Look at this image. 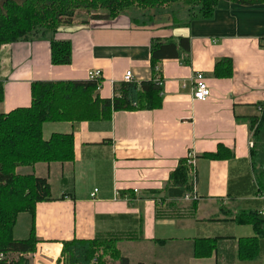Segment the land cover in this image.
Masks as SVG:
<instances>
[{"label":"crops","instance_id":"obj_1","mask_svg":"<svg viewBox=\"0 0 264 264\" xmlns=\"http://www.w3.org/2000/svg\"><path fill=\"white\" fill-rule=\"evenodd\" d=\"M263 36L264 4L219 0L208 19L173 9L150 17H75L53 33L2 45L0 113L29 106L32 82L88 80L93 69L100 70V98H112L130 71L134 81L157 83L161 99L158 108L115 111L108 120L43 123L44 140L72 135L73 159L18 169L45 178L50 198L33 214L17 215L13 238L26 239L33 227L46 264H57L62 242L74 238L112 240L127 264H264V226L254 257L244 259L239 242L254 230L234 219L264 207L248 127L264 103ZM180 38L188 53L152 70V41ZM51 40L70 43L69 63H51ZM195 72L210 91L204 101L192 96ZM189 154L194 197H172L170 173ZM202 240L214 242L210 255L195 254Z\"/></svg>","mask_w":264,"mask_h":264},{"label":"trees","instance_id":"obj_2","mask_svg":"<svg viewBox=\"0 0 264 264\" xmlns=\"http://www.w3.org/2000/svg\"><path fill=\"white\" fill-rule=\"evenodd\" d=\"M180 0H0V47L16 41L27 40L35 35L53 33L74 18L78 8L105 12L97 18H114L125 8L162 6ZM199 16H212L219 0H198ZM241 5L264 4V0H226ZM99 15V14H98ZM186 38L154 40L150 45L152 70L156 63L166 58H178L180 52L188 53ZM262 45L264 42L262 40ZM71 47L68 41H50L52 64L70 62ZM226 62V61H222ZM220 62V63H222ZM219 65V62L216 66ZM216 75H219L216 69ZM99 82L90 80L35 81L30 87V105L0 113V253L18 255L9 264H29L27 255L36 250L34 228L26 239H14L12 230L20 212L34 213L38 202L50 198V186L45 178L33 174H18L17 168L31 167L36 163L67 162L73 159L71 134H52L42 138L41 127L45 122L103 121L115 111L155 109L161 105L160 88L152 79L121 82L114 86L112 98L97 95ZM2 87L0 84V102ZM259 116L249 120L253 147L250 150L253 168H257L258 188L264 191V103L259 105ZM208 158L221 156L220 152L205 154ZM186 158H182L170 173L168 195L182 197L191 193ZM264 194V192H262ZM238 224L253 227L254 237L239 242L240 258L254 257L258 241L263 237L264 216L256 211H240L234 217ZM196 246V255H210L214 242L202 240ZM198 244V243H197ZM204 246L205 249H199ZM201 250H205L204 252ZM100 252V255L94 256ZM110 255L118 264H127L112 240L70 239L62 242L57 264H105L102 256ZM95 257V258H94ZM0 264H6L0 261ZM143 264V263H139Z\"/></svg>","mask_w":264,"mask_h":264},{"label":"rangeland","instance_id":"obj_3","mask_svg":"<svg viewBox=\"0 0 264 264\" xmlns=\"http://www.w3.org/2000/svg\"><path fill=\"white\" fill-rule=\"evenodd\" d=\"M199 1L198 0H180L176 3L169 4V5H162V6H154V7H146V8H139L135 5H131L127 8H125L124 13H130L132 15H138V16H146L150 17L154 15L155 13L162 12L163 10H179L185 14H188L189 18H192V16L196 17L199 16ZM75 17H80V19H98L97 16H104L105 12L103 10L94 11V10H86L83 8H78L74 11ZM99 14V15H98ZM73 18V19H74ZM21 168V167H20ZM17 168L16 172L18 174L19 171ZM101 253H95L94 256L100 255ZM102 255V254H101ZM18 255H11V259H17ZM95 258V257H94ZM101 259L105 261V264H118V260L112 258L110 255L102 256ZM62 264V263H60ZM91 264H97L95 259H92Z\"/></svg>","mask_w":264,"mask_h":264},{"label":"built area","instance_id":"obj_4","mask_svg":"<svg viewBox=\"0 0 264 264\" xmlns=\"http://www.w3.org/2000/svg\"><path fill=\"white\" fill-rule=\"evenodd\" d=\"M263 42H264V36L262 38ZM99 78H100V70L98 69H93V70H89L87 73V79L90 81H95V82H99ZM133 80L132 79V74L130 71H127L124 75V81L125 82H129ZM210 95V91L209 88L207 87L205 81H204V77L203 74L200 72H195L192 76V96L194 100H198V101H204L206 100ZM258 111H261V107H258ZM249 146L250 148L253 147V141L249 142ZM194 155L193 154H189L186 157V161H187V166H188V173L193 176L194 172H195V159H194ZM96 191V190H94ZM192 191L191 193L185 194V198H189V197H194L192 196ZM263 196L264 194L261 193ZM92 195H94L92 193ZM261 216H264V207L258 212ZM27 258H29L30 263L29 264H46L43 261V255H41V253H39V250H35V252L33 254L27 255ZM0 261H4L6 264H9L11 262V258L10 256L0 253Z\"/></svg>","mask_w":264,"mask_h":264},{"label":"bare ground","instance_id":"obj_5","mask_svg":"<svg viewBox=\"0 0 264 264\" xmlns=\"http://www.w3.org/2000/svg\"><path fill=\"white\" fill-rule=\"evenodd\" d=\"M43 250H44V249H43ZM45 251H46V250H45ZM47 251H48V250H47ZM52 251H53V252H50V251H49V252L51 253L52 256H55V255L57 254V251H58V250H56V249L53 248Z\"/></svg>","mask_w":264,"mask_h":264}]
</instances>
